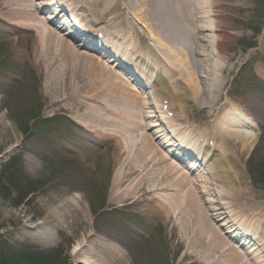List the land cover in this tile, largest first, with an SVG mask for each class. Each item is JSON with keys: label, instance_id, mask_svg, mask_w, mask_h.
I'll list each match as a JSON object with an SVG mask.
<instances>
[{"label": "bare ground", "instance_id": "1", "mask_svg": "<svg viewBox=\"0 0 264 264\" xmlns=\"http://www.w3.org/2000/svg\"><path fill=\"white\" fill-rule=\"evenodd\" d=\"M103 1L106 3L104 7L107 12H109L111 7L113 8V3H116L115 9L120 11L128 7H132L133 9L129 10L133 12L132 14L134 19L140 24H143V21H148V8L151 9V11L157 17V24L159 25V30L162 36L166 34L165 38L166 36H168L167 42L170 44L176 43L177 41V38H175L174 33H181V30L189 28V26L187 25V19L192 17L193 13H197V8L201 7L203 9L201 0H97L93 2V5L100 6ZM111 1L112 4L110 3ZM76 2L78 5H83L85 3V0H77ZM217 2L220 3L223 2V0H217L215 1V4H217ZM33 4L34 1L32 0H23V4H19V7L16 8L17 10H20L19 12L21 18L16 17V20H26L30 25L34 26L37 33H41L40 36L41 38L43 37L41 41L42 48L40 52L37 53L39 61H45V63L43 62L44 67L46 69H50L54 63L53 53L56 52V50H58L59 48H61L62 51L60 56V64L57 65L55 71H49L46 75V90L53 94V97H61L63 92L68 91L66 94H64L65 97H67L66 99H69L71 102L76 103H81V99H84V93L87 92L101 93L102 96H105V94H109V96H114L115 98H117L118 96V98H120L119 100L123 102L121 99L122 94L118 93V95L116 96L113 95V93H117V88L113 85L115 81L112 80L113 78L111 77V73H109L107 66L104 65L99 59L93 56L73 52L71 47L66 45V42H63L56 35L52 34L53 31L51 30V28H49L45 23H43L41 18L37 16L36 13H34ZM88 9L90 10V8ZM81 10L82 9L78 10L77 13L80 15H85L83 12H80ZM92 12L95 13L93 10ZM112 13L113 12H110L109 14ZM139 13L144 16L140 18L138 15ZM211 14L213 17L216 16V14L214 12L212 13V11ZM94 17L95 19L93 21L98 22L102 19L101 16L97 17L96 15H94ZM108 23H113L111 25V28H116L119 23L129 24L130 22L122 14L116 15L115 13L112 18L108 19ZM209 25L212 28L218 27L224 29L228 26V23L224 19L217 21V19L215 18V21H211ZM76 36L79 37L84 44H90L92 46L90 39H88L87 37L80 36L79 34H76ZM123 39L125 40V42L132 41V38L130 36L127 37V35H124ZM215 42L217 45V47L215 46L216 52H218L219 50L226 51L228 46L227 44L230 42V39L227 36L221 35L216 37ZM192 43L193 45L195 43L193 38ZM47 46L52 47L48 48ZM196 46L197 43L195 44V47ZM167 49L170 53L174 54L176 57H179L178 55L180 54L175 49ZM191 51H193V46L189 50V52ZM217 54L221 55L220 53ZM19 56H21V53L19 54ZM188 57L189 56L187 55L184 59H188ZM183 64L185 65L184 62ZM82 67H85V71L78 74L79 71L77 70H82ZM156 68L158 71L163 70L162 65H158ZM222 68L223 67H219L218 70H221ZM67 70L72 71V73H68ZM213 71H215V69L208 72H210L214 80L216 74L213 73ZM189 72L190 74L192 73L194 77H196L197 72L194 69ZM84 76L92 77L93 81L90 79L89 82L84 81ZM81 82L83 84H81ZM65 85H67L66 89L64 87ZM213 87H218V85L216 86V84H214ZM129 93L132 94L131 88H129ZM214 93L215 90H211L207 93V96L211 97ZM102 99L103 98H99L98 100L102 101ZM70 101L67 102V105L70 109H73ZM67 105H63V107H66ZM84 112H86V110H83V108L80 106L79 113L81 115L75 112V114L77 115V119H87L88 113ZM5 119L6 116L4 114H0V128L2 131V135L0 136V148L2 147V144L4 142L2 140L3 134L6 133L7 135V132H9L7 130H12L13 127L11 124H5ZM8 141H13V139L8 138ZM146 141L147 144L149 139H147ZM147 145L146 148L149 149L148 152L152 151V148L148 147L149 145ZM144 146H140L143 157H145L146 155V150ZM210 150L205 152L207 155L206 157L211 155ZM127 153L128 150L126 146L123 145L119 157ZM218 161L221 162L220 160ZM135 162H137L139 166H134L130 164L128 165V167H126L125 172L132 173L134 170H136V168L141 170L137 177L138 184H132L130 189L126 190V193L134 194L139 189V187L143 185L144 182L151 183L150 180H145V178L147 175H152L154 173L156 174L154 179L158 177L162 181H165L168 178H171V180L177 182L178 185L190 184L188 179L183 177L179 173L178 169L167 164V159L160 152L154 151V156L152 158L145 159L144 161L138 160ZM220 165L221 164H219V166ZM172 174H174L175 179H172ZM124 178L125 177L120 178L117 176V179L116 181H114V184L120 185V182L123 181ZM227 181L231 182L230 178H228ZM216 183L218 182L216 181ZM116 186L117 185H115V187ZM215 186L218 187V185ZM190 188L191 186H188L185 189L189 197L190 210L194 213L197 218L195 221L196 229H193L192 227L190 228V232L188 231V233L185 229V241L188 249L200 252L207 259L210 260L216 259L218 252H229L231 253V258H228L225 261H220L222 264H248V262L250 264V259L247 258L246 260L247 252L244 251V253H242L243 255L241 253L237 255L238 251L235 249L232 251L230 243L225 240V238L221 235L219 231H216L213 227L209 225V217L207 213L202 209L194 195L195 189L189 190ZM228 190L231 191L229 192L225 190L226 194L229 196L228 199L236 201L237 199L242 197V194L234 192L236 190L234 187L229 188ZM113 191L115 192L114 189ZM124 195L125 194H123V196ZM122 199L123 197L119 200ZM82 202V200L80 201L75 197L64 198V195L62 193L61 195L58 194L54 196H49L47 199H41L39 201L38 214L36 216H39L42 219V222L36 223L35 225H31L29 223L31 220L27 219L25 221V224H23L22 227L17 230L19 242L27 244L30 241H35L39 243L43 247V249L51 250L55 248L57 240L58 238H60L63 243L66 242V246L64 248L65 251H67L69 247H72V252L69 254H65L70 258L69 264L137 263V258L129 257L130 250L121 248L119 244H114L115 242L110 241L104 235H101L96 231L93 217L92 215H90V213L88 214L89 209L85 207ZM167 208L168 215L175 214L174 203L170 202L169 205H167ZM20 212L26 213L23 210H21ZM185 218L189 221L193 220L192 216H188ZM179 219L181 220V217H179ZM18 220L19 217H17V221ZM182 222L183 221H181V224ZM176 229L179 230L180 226L178 225ZM243 229L248 233L252 231V229L248 226L243 227ZM195 231L199 232L198 237L193 236ZM74 234V242L70 246L69 238ZM183 238L184 237L182 235L179 237L178 235L176 236V239H178L179 241ZM210 240H213L214 242L208 245ZM261 251L263 252L262 254H264V247L261 249ZM257 258H260L262 260V264H264V255H259ZM203 259L206 260L204 257Z\"/></svg>", "mask_w": 264, "mask_h": 264}, {"label": "rangeland", "instance_id": "2", "mask_svg": "<svg viewBox=\"0 0 264 264\" xmlns=\"http://www.w3.org/2000/svg\"><path fill=\"white\" fill-rule=\"evenodd\" d=\"M222 3L223 5L221 4L222 6H220L221 14H224L226 16L224 18L227 19L228 24L230 25L232 24L235 27L237 35L234 38V40H232L231 44L228 45L226 51L224 52L225 54L222 53L223 55H221L219 59L215 58V55L213 54V50H214L213 45L209 43L212 40L210 39L211 33L199 32V36L196 37V40H198L200 36L201 37L206 36L203 38L205 42L199 43V45H202L203 47H205V49H203V51H200L199 53H196L201 55L200 57H198V59L192 53L189 54V52L186 51L184 48V46L189 44L188 42L191 38L190 34L185 30H181V33H177V34L174 33L175 38H179V39L181 38L184 40L182 41L181 47H179L178 49H181L183 47L184 51L182 52V54L183 55L189 54L190 55L189 58L194 60V62H196V64L194 65V69L197 72L195 83L199 84L198 86L201 85L202 88H204V86L208 87L216 83L213 82L212 77L208 76L210 74L208 71L213 70L211 64L213 66L216 65L218 67L222 65H225L227 67V64L229 63L228 62L229 59L231 57H234V60L230 62V65L232 66V70L222 69L221 72V70L219 71L217 69V71H219L220 76L225 77V80H227V85L226 88L223 85H221L218 87H213V89H210V90H215V93L213 95L217 97L214 98L210 97L205 101L201 99V103L205 107V110L209 109V106L212 104V101H215L214 99L216 100L220 99L225 94V91H228V87H229L228 82H230L231 79L238 72L239 66L242 63L246 62L248 58V57L246 58V56L250 52L249 51L250 47L256 46L257 54L255 59L250 60V64L246 69V72H244L243 76L242 77L240 76L242 80L239 79L238 83H236L237 86L236 90L239 91L240 81L242 82V87H241L242 90L245 89V87H243L244 82H247V86H246L247 89L250 88L251 85H254V82L258 78V76L255 75V72L260 73V65H262L264 71V66H263L264 50L263 52L261 50L262 40H264V33L262 34L264 29V0H224ZM12 4H13L12 0H0V15L2 12L1 9L4 6L10 5L11 8L14 6ZM4 16L7 17V15L5 14ZM259 22H263V24L262 23L258 24L257 25L258 27L256 28V24ZM158 28L159 25L157 24V29ZM167 37L168 36H166V38ZM1 41L2 43H5L6 48L8 49L11 48V50L9 51V54L6 56V58L9 60L5 63H1L2 54L5 51L3 50V48H1L2 51L0 52V73L3 74L4 72H9V73L17 74L16 78H20L24 76L23 83H25V85L24 86L22 85V87L20 88H16L15 89L16 93L13 96H11L10 101L5 106L1 105V109H0V114H6L7 112H9L8 115L10 118H6L5 124H11L13 126L12 130L11 129L7 130L9 131L7 132L8 133L7 135L6 133H4L2 136V140L5 143L3 142L2 147L0 148V154L6 151V155H5L6 160H9L13 156H15L8 163V167L4 163H1L0 165V169H3L0 174V264H19V263L36 264L34 261L29 262L28 260L27 262V258L26 260H24L25 257L18 254L19 250L21 249L22 251H26V250L30 251V249L27 247L20 248L22 244L18 242L17 237L15 235L17 231L15 227L18 226V222L16 221L12 222L5 218H8L6 215L8 211H11L13 215L15 213H18L20 208L21 209L23 208V206H19V204L22 203L20 201L21 198L20 195H22V192L25 190L23 189V187L34 188L35 190H37V193H41L42 196L46 193L45 190L52 192H57L59 190L62 191L61 183L62 182L64 183V181L66 180L64 174L69 172H74V170H70L74 162L66 161L65 165L63 166L64 171L62 172L58 169V167L54 168V166L51 165L45 167V165L44 166L41 165L46 170L41 171L40 168L39 169L34 168L31 173L30 172L26 173L25 153L23 152L24 148L22 147L24 146L26 148L32 146L30 144L35 139L34 137H36V135L39 132H43L44 130L50 128L49 122H46L45 118H48V116L51 113H53L52 111H54L55 109H60L65 103L63 102L65 97L62 96H65L64 94H66L68 91L63 92L62 96L61 97L59 96L60 98L53 97V94L47 91L45 86L47 80L46 75L48 74L49 71L56 70L55 68L57 67V65L60 64V56L62 51L61 49H58L56 50L57 53L56 52L53 53L55 56L53 57V59H55L56 61V64L53 67V69H46V72H44L42 68L39 67L37 68L33 64L34 70L28 72L27 65L29 63L32 65V62H30L28 56H26L24 59L22 57H19L17 55L19 53L17 54L14 53V49L17 48L20 51H22L23 49L22 46L24 45L26 46V44H28L30 41L27 42L25 41L24 44H22L21 41H16V40L15 42L12 41L10 43V41L7 38L2 39ZM18 45H22L21 48H18L17 47ZM34 47H35V41L31 44V48L33 49ZM47 47L51 48L52 46H47ZM31 48L29 47V50H32ZM33 53L34 55H36L35 51H33ZM43 62L45 63V61ZM23 65H25L26 68L22 71ZM190 66L192 67L191 64ZM200 66H202L205 70L202 69L200 71L199 69ZM77 71H79L78 72L79 74L85 71V67H82V70L78 69ZM68 73H72V71H68ZM84 79H83L84 81L89 82L93 78L89 76H84ZM203 79H205L206 81H203ZM81 84L83 83L81 82ZM64 87L66 89L67 85H65ZM257 88L264 90V84L261 83L257 85ZM236 90L234 89V92H236ZM137 109L135 110V113ZM130 117L132 120H135V118L137 117V113L135 116L131 113ZM58 121H60V119H56L53 122H50L51 124L50 130L56 129L58 125ZM35 127H36L35 129L36 132H33V128ZM1 135H2V131L0 128V136ZM8 138L13 139V141H8ZM12 146L15 147L12 148ZM263 148L260 149V151H257V153L260 152L259 156L255 155L252 161L250 162L251 166L253 167L252 169H249L250 166L249 165L245 166L244 162H242L247 172L246 170L240 172L241 174L239 177H241L242 180L248 183L250 182V179H253L254 176V181L256 185L254 187L252 186L253 187L252 189L251 186L248 184V188H250L253 191V193L256 192L264 196L262 192H259V191H264V149ZM12 149L15 150H13L12 152L11 151ZM8 151L10 152L7 154ZM92 160L94 163L98 162V158H93ZM4 161L0 159V162H4ZM99 161L101 163L100 164L101 168L99 169L100 172L94 175V178L92 179L94 180V182L90 187V189H86L85 187L86 176H83L82 178L83 180L81 181L82 176L79 173V171L76 170L74 173H72V177H74L75 180V185L78 186L75 188H84V190L87 191V198H86L87 200L85 204L86 205L89 204L90 212H88V214L90 213V215H93L94 217L95 214L100 213V205L102 204L104 199L106 203L109 197V189H110L109 180L111 176L115 173L114 172L115 165L112 161L109 160L103 161V159H99ZM38 162L41 163V161ZM85 166L88 167L87 164H85ZM83 169H85L86 172L87 168L83 167ZM249 173H251V175H249ZM250 189H247L248 192H250ZM28 190L29 189H26V191ZM60 191L57 193V195L60 194ZM52 192L50 193V195H44L43 198L47 199L49 196H54L52 195ZM36 196L38 195L36 194ZM253 196L254 197L251 199L248 198L243 202H240V209L241 210L250 209L253 210V213H258V211L264 212V206L258 204L259 199H257L255 195ZM18 199L19 201H17ZM27 208L29 210V215L38 214L39 205L36 200L32 201ZM12 218L16 220L13 216ZM103 222L104 221L100 220V225H105ZM11 229L13 230L12 232L14 236L1 235L2 232L10 231ZM73 236H75V234L69 238L70 246L74 242ZM59 240L60 238H58L57 242H59ZM39 251L40 250L36 249L35 251L32 252H35L34 255L36 256L43 254L42 252ZM158 251L159 250L157 248H154V255ZM71 252L72 249L69 252H65L63 254H57L55 255V257L59 256L58 258L54 259L52 262L42 263V264H69L70 258L67 255L64 256V254L66 253L69 254ZM160 252H162L163 261L166 259V257H169L170 260H172L174 254L173 252H175V260L180 259L181 255L183 254L182 251L180 250L173 251V247H167L165 245L161 247ZM51 253H53V251H51ZM141 263L148 264V260L145 259V261ZM154 264H162V263H160L158 260L155 259Z\"/></svg>", "mask_w": 264, "mask_h": 264}]
</instances>
